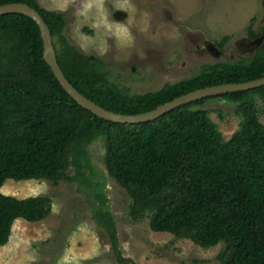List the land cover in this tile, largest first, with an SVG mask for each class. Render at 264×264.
<instances>
[{"label": "trees", "instance_id": "obj_1", "mask_svg": "<svg viewBox=\"0 0 264 264\" xmlns=\"http://www.w3.org/2000/svg\"><path fill=\"white\" fill-rule=\"evenodd\" d=\"M36 8L49 25L58 61L70 82L111 111H150L187 92L264 76V47L239 61L204 64L194 75L160 89L131 93L111 79L105 62L68 39L65 15ZM90 31V30H89ZM249 36L259 33L249 28ZM228 37L218 42L222 50ZM264 85L220 94L239 102L240 127L225 140L204 107L211 97L176 107L140 123L102 119L65 90L44 58L37 22L20 13L0 16V246L8 243L17 219L37 222L53 208L48 195L17 197L1 191L7 179H74L84 175L88 145L102 137L109 174L131 198L129 216L149 217L152 230L169 232L205 247L221 242V264H264V123L253 101ZM213 97V96H212ZM96 216L118 248L113 214ZM59 264H76L63 262Z\"/></svg>", "mask_w": 264, "mask_h": 264}, {"label": "rangeland", "instance_id": "obj_2", "mask_svg": "<svg viewBox=\"0 0 264 264\" xmlns=\"http://www.w3.org/2000/svg\"><path fill=\"white\" fill-rule=\"evenodd\" d=\"M65 15L69 41L86 54L101 58L112 80L131 93L160 89L196 74L204 64L239 61L264 47L251 44L249 28L261 33L264 0H37ZM123 11L127 13L123 15ZM113 12L115 14L113 15ZM90 30V31H89ZM228 37L223 53L209 45ZM253 101L264 123V98ZM239 102L220 95L204 107L225 140L240 127ZM102 137L88 145L84 175L54 183L49 179H7L1 191L27 197L48 195L51 214L44 220H16L7 244L0 246V264H221V242L205 248L187 238L152 230L149 217L129 216L131 198L108 172ZM109 209L117 229L118 248L96 216Z\"/></svg>", "mask_w": 264, "mask_h": 264}, {"label": "water", "instance_id": "obj_3", "mask_svg": "<svg viewBox=\"0 0 264 264\" xmlns=\"http://www.w3.org/2000/svg\"><path fill=\"white\" fill-rule=\"evenodd\" d=\"M9 13L25 14L37 22L41 30L44 42V58L53 69L61 85L78 102V104L90 110L102 119L119 123H140L156 119L161 115L175 109L176 107L191 103L198 99L237 91H247L264 85V76H262L244 82H232L199 88L187 92L183 95L177 96L174 99L167 101L166 103L161 104L158 107L146 112L136 114H125L111 111L97 104L92 99L84 95L67 78L58 61V56L54 45L51 29L42 17L41 13L36 8L23 2H10L1 4L0 16ZM123 15L126 16L127 13L123 11ZM209 49L215 54L220 53V50L217 48L216 45H209Z\"/></svg>", "mask_w": 264, "mask_h": 264}, {"label": "flooded vegetation", "instance_id": "obj_4", "mask_svg": "<svg viewBox=\"0 0 264 264\" xmlns=\"http://www.w3.org/2000/svg\"><path fill=\"white\" fill-rule=\"evenodd\" d=\"M115 14V12H113V15ZM261 27L263 28L262 32L259 33V36L255 37L254 39H250L251 41V44H256V45H259L260 43L264 42V24L261 25ZM260 46V45H259ZM208 47H209V44H208ZM221 53H223V50L220 51Z\"/></svg>", "mask_w": 264, "mask_h": 264}]
</instances>
